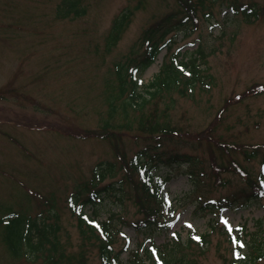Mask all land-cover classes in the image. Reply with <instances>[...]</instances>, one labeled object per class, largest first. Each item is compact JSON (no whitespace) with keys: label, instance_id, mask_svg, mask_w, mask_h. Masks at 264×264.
<instances>
[{"label":"rangeland","instance_id":"rangeland-1","mask_svg":"<svg viewBox=\"0 0 264 264\" xmlns=\"http://www.w3.org/2000/svg\"><path fill=\"white\" fill-rule=\"evenodd\" d=\"M232 1L238 13H234ZM62 3L0 0V264H39L11 258L10 241L22 254L32 252L26 243L21 246L16 231L25 232L33 219H38L39 226L45 220L58 225L59 238L67 249L77 251L82 237L69 198L83 189L98 161L115 158L109 140L95 135L82 137L77 132L86 127L98 130L107 102H115L116 115L124 117L122 101L110 90L118 87L114 82L124 78L125 70L130 78L131 67L120 74L121 65L116 63H127L132 47L146 37L148 24L160 22L170 12L178 17L170 24L186 15L180 11L179 0H83L70 11ZM204 7L198 8L194 22L172 29L165 38L175 39L172 51L178 47L189 57L198 48L202 52L201 67L209 89L203 90L199 81L193 97L175 94L176 106L168 115L169 123L186 134L179 147L200 157L206 174L198 179L196 187V179L189 177L182 166L161 165L156 172L166 181L161 191L173 201L172 211L166 216L174 221L172 230H153L138 236L132 227L122 229L131 237L130 246L134 247L137 239L145 246L150 239L159 245L169 240L174 229L181 232L183 240L190 234L209 232L212 219L218 216L204 253L199 252L197 243L191 253L206 264H230L233 242L222 227L245 225L242 240L246 252L249 233L260 230L257 223L264 218V196L248 208L237 203L220 214L193 210L198 201L225 198L246 187L248 179L258 178L262 170L264 0H205ZM124 8L134 11L132 21L118 43L111 46L112 19ZM172 51L163 49L155 63L141 73V91ZM164 79L165 74L159 78ZM158 95L165 97L166 105L167 91L162 89ZM132 134L126 133L122 143L129 154L145 143V138ZM174 140L167 139L166 143ZM215 140L242 147L222 154ZM244 152L256 155L248 158ZM214 159L223 167L236 161L246 174L228 168L220 171L222 180L217 183L209 167ZM193 188L197 190L192 193ZM131 195L120 212L129 221L142 215L133 206ZM109 206L122 208L113 197L97 207H106V211ZM260 240H264L263 233ZM123 243L124 238L118 235L116 250ZM85 249L88 263L100 264L97 248L88 242ZM126 255V251L121 253ZM38 261L43 264L42 255Z\"/></svg>","mask_w":264,"mask_h":264},{"label":"trees","instance_id":"trees-1","mask_svg":"<svg viewBox=\"0 0 264 264\" xmlns=\"http://www.w3.org/2000/svg\"><path fill=\"white\" fill-rule=\"evenodd\" d=\"M62 1V4L67 6L69 11L73 6L81 5L83 2V0ZM204 3L205 0H197L196 2L179 0L180 11L186 14H184L185 18L170 24L175 18H178L176 13L171 14L170 12L160 22L148 24L145 29L146 37L140 40L136 48L132 47V53L127 59V63H116L121 65L120 74L129 66L131 67L130 78L125 70L122 74L124 78L122 77L123 79L119 83L114 82L118 87L110 90L111 93L114 92L119 96L118 100L122 101L124 117L116 115L118 110L115 107V102L109 104L106 101L104 120L98 130L87 129L86 127L77 132L78 136L90 137L95 135L104 140H109L115 153L114 159L98 161L91 171L92 176L84 183L83 189L74 198L70 197V206L78 218V227L82 237L77 251L67 249L65 243L59 238L60 228L58 225L48 224L45 220L43 226H39L38 219H33V222H30L26 227L25 232L16 231V237H18V241H21V246L26 243L32 252L26 251L25 254H22L23 252L15 247L14 241H10L14 254L11 256L12 259L25 258L29 262L42 264L38 261L42 255L43 264H90L85 253V246L89 242L97 248L100 264H206L194 257L191 248L197 243L201 249L199 252L204 253L207 245H209L207 238L218 218L212 219L213 223L209 232L190 234L183 240L180 231L174 230L169 240L159 245L150 239L149 245L145 246L144 242L138 244L139 240L137 239L134 247H132L130 246L131 238L126 235L121 227V225L132 226L138 236L141 233L149 235L153 230H161L167 233L173 228L174 221H169L166 218L172 211L173 201H170L168 197L166 198L161 191L166 181L156 172L161 165L169 168L182 166L189 177L196 179V187L200 183L197 182L198 179L206 174L203 171L204 161L195 153L179 147L181 141L186 140V134L181 128H176L175 125L169 123L168 115V111L176 106L175 94L193 97L194 87L199 81L202 83L203 90L209 89V85L204 81V77L207 78L204 75L205 70L200 67L202 52L198 48V50L193 51L191 57H188L178 48L172 51L171 47L175 39L165 38L172 29L186 25L187 21L194 22L197 19L198 8H205ZM232 4H234V12L238 13L239 9L236 3L232 1ZM133 13L132 9L125 10L124 8L114 16L109 30L110 40H112L111 46H115L122 38V34L132 21ZM165 47L166 50L172 51L171 55L166 59L154 80L145 86V91H141L138 87V78L146 68L154 63L157 55ZM164 74V81H160L159 78ZM261 88L264 89V86ZM162 89H165L168 94L166 105H164L165 97L158 95ZM159 103L163 106L158 105ZM130 132L135 133L132 134L135 137L142 136L145 138L142 139L145 143L138 146V150L133 155L129 154L122 145L123 137ZM206 132L210 136V130ZM167 139L175 140L171 144H167ZM215 142L222 154H229L231 149L242 147L239 144H227L228 142H221L220 140H215ZM255 153L244 152V155L250 158L255 156ZM262 165L258 178L252 180L250 177L246 187L237 189L236 192L225 198L198 201L193 211L216 212L223 211L227 207H233L237 203H239L238 206L244 208L252 206V203H257L259 198L264 196V156ZM229 166L223 167L216 159L210 162V172L217 178L215 182H221L220 171L228 168L246 174V171L236 161L231 162ZM119 173L121 175L117 176ZM106 179L110 180L105 182ZM196 190L193 188L192 193ZM131 194H134L133 206L136 207L137 213L142 215L136 220L129 221L120 212L124 210L123 203L132 196ZM81 196H83L81 204L76 206V201ZM107 197H113L117 204L119 203L122 207L119 211L110 213L107 220L96 221L82 210V204H97L105 201ZM263 222L264 218L258 220L257 225L260 230L249 233L246 252L244 251L245 241L242 240L245 231L244 224L235 228L231 227V230H229L228 225L222 227V230L227 232L233 242L230 264H264V240H260V235L264 234ZM118 235L124 238V243L119 250H116L115 244L118 241ZM123 251H128L126 257L121 256Z\"/></svg>","mask_w":264,"mask_h":264},{"label":"snow or ice","instance_id":"snow-or-ice-1","mask_svg":"<svg viewBox=\"0 0 264 264\" xmlns=\"http://www.w3.org/2000/svg\"><path fill=\"white\" fill-rule=\"evenodd\" d=\"M225 222V224H228V222L227 221H224ZM229 230H231V226L229 225ZM197 239H199L198 237H197ZM241 247H243V245H240Z\"/></svg>","mask_w":264,"mask_h":264}]
</instances>
